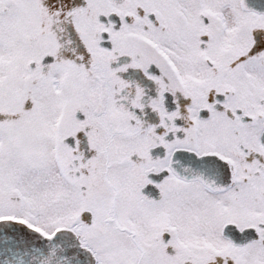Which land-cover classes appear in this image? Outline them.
<instances>
[{"label": "snow or ice", "instance_id": "obj_1", "mask_svg": "<svg viewBox=\"0 0 264 264\" xmlns=\"http://www.w3.org/2000/svg\"><path fill=\"white\" fill-rule=\"evenodd\" d=\"M0 264H264V0H0Z\"/></svg>", "mask_w": 264, "mask_h": 264}]
</instances>
